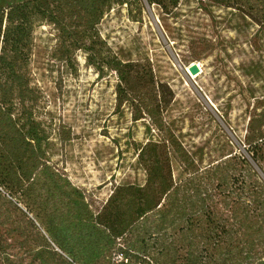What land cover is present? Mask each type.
<instances>
[{
  "label": "rangeland",
  "instance_id": "374dc122",
  "mask_svg": "<svg viewBox=\"0 0 264 264\" xmlns=\"http://www.w3.org/2000/svg\"><path fill=\"white\" fill-rule=\"evenodd\" d=\"M21 1L0 0V8ZM84 29L96 43V55L69 52L59 19L33 18L24 45L7 46L18 57L7 60L0 101L22 140L9 147L11 155L0 153V177L6 180L19 167L12 190L25 209L0 198V264H67L48 248L32 217L53 234L54 224L76 223L80 204L95 216L117 185L145 182L138 152L160 134L147 101L138 98L137 120L129 100L118 105V69L124 63L150 68L163 84L156 121L173 132L197 166L238 153L264 182V163L247 144L264 133V30L235 10L200 0H181L169 12L147 0H114ZM88 54L95 65L88 64ZM121 83L137 92L132 79ZM41 163L55 174L59 192L44 190L46 171L32 182L22 177V168ZM170 164L178 178L177 162ZM124 256L133 264L149 263L120 245L110 262Z\"/></svg>",
  "mask_w": 264,
  "mask_h": 264
},
{
  "label": "trees",
  "instance_id": "16d2710c",
  "mask_svg": "<svg viewBox=\"0 0 264 264\" xmlns=\"http://www.w3.org/2000/svg\"><path fill=\"white\" fill-rule=\"evenodd\" d=\"M113 1L24 0L0 8V83L9 69L8 58L15 56L17 62L18 57L7 46L19 42L24 45L33 18L59 19L69 37V52L92 50L96 55V43L84 26L97 23L103 8ZM147 1L169 12L181 0ZM200 1L235 10L264 30V0ZM92 55L88 54L86 59L88 64L95 65L98 61ZM118 73L125 85L132 79L137 87V92L132 93L121 82L117 84L118 105L129 100L137 107L139 97L147 101L144 107L160 134L159 140H148L138 152L145 182L117 185L114 195L95 216L87 204H80L74 217L76 223L67 228L54 224L53 234L32 217L34 227L39 231L41 227L40 235L48 248L67 264H133L127 256L110 262L116 245L126 252L141 253L148 264H264V182L238 153L197 166L173 132L164 127L162 120L156 121L154 110L158 111L164 103L163 84L155 82L151 69L124 63ZM1 101L0 153L8 155L9 147L18 144L22 134L12 124L11 114ZM140 117L137 107L134 119ZM256 137L249 140L247 136V144L264 163V133ZM172 160L180 168L178 178L173 177ZM18 169L6 180L0 177V186L9 196L0 194V198L22 212L25 207L22 204L20 208L19 192L12 190L19 182L17 175H21ZM24 169L22 177L31 182L46 171L44 190L59 192L55 174L44 163ZM81 209L93 217L92 221Z\"/></svg>",
  "mask_w": 264,
  "mask_h": 264
},
{
  "label": "built area",
  "instance_id": "2783aa9c",
  "mask_svg": "<svg viewBox=\"0 0 264 264\" xmlns=\"http://www.w3.org/2000/svg\"><path fill=\"white\" fill-rule=\"evenodd\" d=\"M0 194L9 197L8 194L4 191L2 186H0Z\"/></svg>",
  "mask_w": 264,
  "mask_h": 264
},
{
  "label": "water",
  "instance_id": "95a60500",
  "mask_svg": "<svg viewBox=\"0 0 264 264\" xmlns=\"http://www.w3.org/2000/svg\"><path fill=\"white\" fill-rule=\"evenodd\" d=\"M193 69H194V71H193V72H196V67H195V66H194V68H193Z\"/></svg>",
  "mask_w": 264,
  "mask_h": 264
}]
</instances>
